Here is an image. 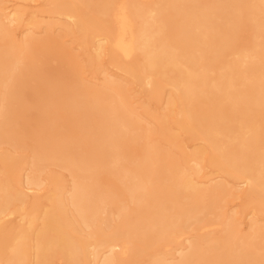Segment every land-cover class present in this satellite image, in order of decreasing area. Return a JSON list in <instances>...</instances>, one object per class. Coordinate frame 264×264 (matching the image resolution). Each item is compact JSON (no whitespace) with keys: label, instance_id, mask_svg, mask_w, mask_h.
Listing matches in <instances>:
<instances>
[{"label":"bare ground","instance_id":"bare-ground-1","mask_svg":"<svg viewBox=\"0 0 264 264\" xmlns=\"http://www.w3.org/2000/svg\"><path fill=\"white\" fill-rule=\"evenodd\" d=\"M1 146L0 264H264V0H0Z\"/></svg>","mask_w":264,"mask_h":264},{"label":"rangeland","instance_id":"rangeland-1","mask_svg":"<svg viewBox=\"0 0 264 264\" xmlns=\"http://www.w3.org/2000/svg\"><path fill=\"white\" fill-rule=\"evenodd\" d=\"M43 35V33H40V35H38V36H42ZM66 46L68 47V48H70L71 50H73L72 52L76 55V56H78V60L84 65V71H85V74L83 75V79H85V80H92V83L94 84V83H96V82H94V80L96 79H99L100 81H97V83L96 84H100L101 83V81L103 80V76L102 75H99V74H96V73H94V71L90 68V67H86V65H85V60H86V54H85V51H83V50H79V46H78V42L77 41H73V40H71V38L69 37V38H67L66 40ZM104 61L105 62H107V58H104ZM58 66V62L55 60V58H51V59H49V62H47L46 64H44L43 65V68L44 69H54V68H56ZM135 87V86H134ZM136 98L137 99H140L139 101L138 100H136V101H138L137 103H138V105H136V107H141L142 105H143V103H145L146 102V99H145V96L143 95V94H136ZM136 103V104H137ZM152 108L153 109H159V105H157V104H155V103H152ZM35 112V111H34ZM140 112H143V110H140ZM27 123V125H28V129H30V130H32L35 126H36V121H34V120H30V121H27L26 122ZM198 143H200V142H193V144L191 145V146H193L194 144L195 145H197ZM2 150V151H1ZM12 151V152H14L13 151V149L12 148H9V147H7V146H1L0 147V153L1 152H4V151ZM22 153L24 154V155H27V156H29L30 155V153H31V151H30V149H25V150H23L22 151ZM53 171H55V172H58V173H60V174H62V175H64V176H66L67 177V179L69 180V176H68V173H66V172H64V171H62L61 172V170L60 169H58V168H56V167H53V168H51ZM47 192V189L46 190H44V192H43V194H45ZM239 203V202H238ZM231 206H234V205H231ZM237 208V211H240V209H239V207H236ZM239 209V210H238ZM211 218H212V216H211ZM12 219H14V218H12ZM245 229H247L245 226L243 227V230H245ZM192 233V232H191ZM193 234V233H192Z\"/></svg>","mask_w":264,"mask_h":264}]
</instances>
